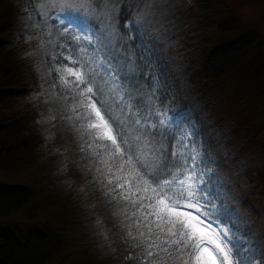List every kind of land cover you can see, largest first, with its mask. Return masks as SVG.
Masks as SVG:
<instances>
[{"label":"snow or ice","instance_id":"snow-or-ice-1","mask_svg":"<svg viewBox=\"0 0 264 264\" xmlns=\"http://www.w3.org/2000/svg\"><path fill=\"white\" fill-rule=\"evenodd\" d=\"M135 7L44 0L37 12L55 21L51 59L68 62L55 71L71 90L68 119L78 125L94 179L118 206L139 264H203L204 253L211 264H264V253L256 256L247 234L219 213L217 165L194 126L170 111L166 74L157 71L156 45Z\"/></svg>","mask_w":264,"mask_h":264},{"label":"trees","instance_id":"trees-1","mask_svg":"<svg viewBox=\"0 0 264 264\" xmlns=\"http://www.w3.org/2000/svg\"><path fill=\"white\" fill-rule=\"evenodd\" d=\"M208 1V0H207ZM206 1L205 5L208 4ZM36 0H0V158H12L18 153L35 154L48 145L55 150L54 134L51 125L44 121L51 109H60L62 114L54 118L58 122L73 115L71 107L73 96L68 88L57 85L54 76V67L64 66L67 61L57 57L52 60V55L58 50L59 40L56 28L51 21H43L32 16ZM123 14V8H121ZM89 23V22H86ZM235 23L229 18L220 20L212 27L208 39L197 43L203 53L194 59V64L201 63L196 70L195 82L206 83L217 79V75L230 65L238 56L251 50L255 45V35L246 30L236 33L232 39L221 43H214L206 49V44L215 33L220 31L232 32ZM124 31L121 24L118 26ZM51 31L52 36H49ZM173 30H165L163 37L173 38ZM155 43L161 63L157 71H163L165 87L167 90V103L171 112L188 115L192 110V93L183 90L181 81L183 73H179L173 64L170 48L158 38L151 35ZM161 38V37H160ZM161 38V39H162ZM169 38V42L172 40ZM51 40V42H50ZM186 46V38L183 39ZM159 41V43H158ZM255 67L252 74L254 78H264V50L257 52ZM167 78V79H166ZM205 86L202 88L204 89ZM199 94V90H196ZM67 97V99L65 98ZM207 118L208 116L205 115ZM193 113V119L202 140V146L211 160L217 165L219 198L216 207L222 218H230L240 233H246L253 252L256 256L264 253V196L260 191L264 183V168L260 165L247 166L231 152H221L209 149L212 134L207 127L208 119ZM72 130V129H71ZM66 134L64 139H79V132ZM71 147V146H70ZM64 148V147H63ZM63 148L58 151L73 161L77 159L72 154L67 155ZM88 149L83 151L81 172L83 174L76 181V187L82 195L86 215L96 222L104 234L103 243L106 248V260L114 264H139V258L132 249L133 243L127 238V229L122 225V216L119 208L110 197L105 196L104 189L94 179L95 171L91 163V156L86 155ZM212 152V154H210ZM31 197L30 191L20 185H0V215H5L26 203ZM7 203V204H6ZM48 234L37 229L17 232L9 226L0 224V264H43L46 252L41 247L48 241ZM132 252L131 258L129 253Z\"/></svg>","mask_w":264,"mask_h":264},{"label":"rangeland","instance_id":"rangeland-1","mask_svg":"<svg viewBox=\"0 0 264 264\" xmlns=\"http://www.w3.org/2000/svg\"><path fill=\"white\" fill-rule=\"evenodd\" d=\"M206 1L126 0L130 6H138L135 11L142 27L171 49V60L176 70L183 73L180 79L184 83L183 90L192 93L190 101L193 110L180 116L198 130L194 120L187 118L196 113L205 120L207 115L206 128L213 139L209 149L216 146L221 152H231L247 166L260 165L264 168V78L255 80L248 76L254 71L257 52L264 50V0H208L205 5ZM43 3L44 0H36L33 17L38 10H42ZM225 18L235 23L234 30L210 36L206 49L246 30L255 35V45L223 69L217 79L197 83L195 75L201 63L180 59L189 53L192 54L187 58L191 59L203 53L196 48L197 43L206 41L213 31L212 27ZM51 22L55 24V21ZM163 27L173 30V38L169 37V33L162 38ZM169 38H172L170 42ZM185 38L186 46H183ZM55 68L63 66H55L53 73L57 85L67 88L58 79ZM67 79L71 81L74 78ZM60 114L62 111L59 108L51 109L44 120L57 134L52 143L55 150L44 145L40 152L38 150L30 157L18 153L12 158H0V185L24 186L31 194L26 203L0 215V224L21 233L31 229L47 233L48 241L41 247L42 252H46L43 264H114L106 260L104 234L99 225L86 215L82 195L76 187V180L83 174L78 162L82 160L84 140L80 134L79 139H64L66 134L69 135L68 130L71 134L79 131L76 122L68 117L61 122L54 120ZM199 140L202 145L200 137ZM57 147H64L63 151L67 155L72 154L77 161L72 164ZM259 188L264 191V183ZM202 261L203 264H211L207 253H204Z\"/></svg>","mask_w":264,"mask_h":264}]
</instances>
